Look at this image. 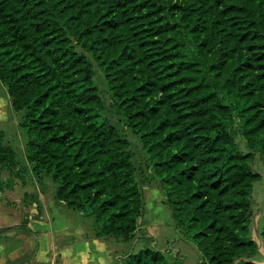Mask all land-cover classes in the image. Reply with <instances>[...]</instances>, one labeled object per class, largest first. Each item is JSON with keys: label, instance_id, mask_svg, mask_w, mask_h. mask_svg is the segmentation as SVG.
I'll return each instance as SVG.
<instances>
[{"label": "trees", "instance_id": "obj_1", "mask_svg": "<svg viewBox=\"0 0 264 264\" xmlns=\"http://www.w3.org/2000/svg\"><path fill=\"white\" fill-rule=\"evenodd\" d=\"M260 43L264 0H0V80L22 113L35 177L94 218L98 237L142 234L140 167L125 130L107 118L97 71L203 264H256L247 259L257 253L253 162H264V87L248 91L243 77L252 68L264 79V52L248 57ZM3 138L0 165L13 169L17 154ZM127 264L169 263L145 249Z\"/></svg>", "mask_w": 264, "mask_h": 264}, {"label": "crops", "instance_id": "obj_2", "mask_svg": "<svg viewBox=\"0 0 264 264\" xmlns=\"http://www.w3.org/2000/svg\"><path fill=\"white\" fill-rule=\"evenodd\" d=\"M0 89L7 92V102L11 110L15 111L8 90L1 80ZM20 127L19 119L6 121L0 130L5 145L12 147L7 137ZM16 159L18 164L13 169L0 165V182L3 184V188H0V264H121L120 259L129 260L135 255H129L128 246L119 242L130 243L137 238L125 241L115 237H98L95 225L91 231H85L82 219L80 227L75 230L62 227L60 231L70 235H53L60 225L56 223L53 208L63 206L84 217L88 216L59 200L56 190L54 199L47 196L42 185L45 179L35 177L26 150L24 164L18 154ZM251 237L257 245L253 237V224ZM259 255L257 245V253L247 261L264 264V260L258 259Z\"/></svg>", "mask_w": 264, "mask_h": 264}, {"label": "rangeland", "instance_id": "obj_3", "mask_svg": "<svg viewBox=\"0 0 264 264\" xmlns=\"http://www.w3.org/2000/svg\"><path fill=\"white\" fill-rule=\"evenodd\" d=\"M263 52L264 43H260L250 48L248 57L250 59H256L260 57ZM251 71L252 74H250V72L244 73V85L248 91L255 93L261 92V90L257 89L264 87V79L259 76L262 72L260 69L253 71L252 68ZM95 79L105 104L108 107L107 118L120 129L125 130V133L132 143V149L136 155L135 162L140 167L138 182L140 186L143 187L145 194L146 215L143 220L144 225L142 227V233L146 235H139L134 242L119 243L128 246L129 255H136L145 249H154L164 253L169 264H202L204 258L196 242L184 238L183 234L176 228V223L171 216L170 208L166 205L165 191L162 188L161 180L155 173L154 165L146 159L141 142L133 132L125 126V122L113 110V96L109 92L106 82L103 78L99 77L97 71H95ZM262 90L263 92H261V95L264 98V89ZM6 93L7 92L0 89V130L6 125L7 120H21L22 116V113L11 110L7 102L8 94ZM18 131L10 133L7 137V141L16 150L20 161L24 164L25 146L28 142V137L21 127ZM231 131L233 139L239 146L240 151L246 153V142L241 132V125L235 122L231 127ZM253 166L255 172L260 175L252 195L253 211L255 215L253 217L254 223H252L253 237L257 242L260 253L258 259L264 260V162L258 155H256L254 159ZM42 185L47 196L54 199L53 194L56 190V184L51 179L46 178ZM53 209L57 217L56 223L60 224L56 233L53 235H70L66 231L60 230L63 226L68 227V229L70 228V230L77 229L80 227L79 224L81 219L83 220L85 231H91L93 229V224L95 225L94 218L84 217L80 213L69 210L66 207L58 206V208ZM119 262H121V264H127L128 260L125 259L121 261L120 259Z\"/></svg>", "mask_w": 264, "mask_h": 264}]
</instances>
